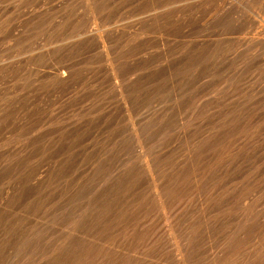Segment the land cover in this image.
Masks as SVG:
<instances>
[{"label": "rangeland", "instance_id": "rangeland-1", "mask_svg": "<svg viewBox=\"0 0 264 264\" xmlns=\"http://www.w3.org/2000/svg\"><path fill=\"white\" fill-rule=\"evenodd\" d=\"M263 244L264 1L0 0V264H264Z\"/></svg>", "mask_w": 264, "mask_h": 264}, {"label": "bare ground", "instance_id": "bare-ground-1", "mask_svg": "<svg viewBox=\"0 0 264 264\" xmlns=\"http://www.w3.org/2000/svg\"><path fill=\"white\" fill-rule=\"evenodd\" d=\"M235 1H236L238 4H240L241 6L251 7V6H254V4H256L258 1H262V2H263L264 0H235ZM87 2H88V1H87ZM93 18H94V17H93ZM95 21H96V20H95ZM95 21H94V22H95ZM102 39H103V38H102ZM103 47H104V46H103ZM78 48H79V47H78ZM97 52H98V51H97ZM90 57H91V56H90ZM108 57H109V56H108ZM109 59H110V57H109ZM112 66H113V65H112ZM114 66H115V65H114ZM111 69H112V68H111ZM111 72H112V71H111ZM68 74H69V73H68ZM68 74H66V73H62V74L60 75V77H59L60 80H62L61 78H64V79L66 78V79H68ZM112 75H115V74L113 73ZM115 76H116V75H115ZM69 77H70V76H69ZM116 77H118V76H116ZM114 79H117V78H114ZM118 79H119V78H118ZM43 82H44V81H43ZM60 83H61V82H60ZM188 84H189V83H188ZM195 84H196V82H195ZM195 86H196V85H195ZM120 87H121V86H120ZM121 88H122V87H121ZM122 89H123V88H122ZM122 91H123V90H122ZM122 91H121V92H122ZM128 93H129V92H128ZM122 95H123V94H122ZM196 95H197V94H196ZM201 95H202V94H201ZM124 96H125V95H124ZM123 98H126V97H123ZM125 100H126V99H125ZM125 103H127V102H125ZM129 103H130V102H129ZM201 103H202V102H201ZM213 104H214V103H213ZM194 106H195V105H194ZM211 106H212V105H211ZM214 107H216V106H214ZM227 107H228V106H227ZM202 108H203V107H202ZM238 112H239V111H238ZM192 113H193V112H192ZM215 115H216V114H215ZM223 115H224V114H223ZM237 117H238V116H237ZM218 122H219V121H218ZM229 122H230V121H229ZM162 123H163V122H162ZM216 124H217V123H216ZM218 124H219V123H218ZM164 125H166V124H164ZM173 125H174V124H173ZM187 127H188V126H187ZM228 127H229V126H228ZM181 128H182V127H181ZM190 129H191V128H190ZM193 129H195V128H193ZM193 129H192V130H193ZM218 129H219V128H218ZM220 129H221V128H220ZM227 130H228V128H227ZM137 131H138V130H137ZM189 131H190V130H189ZM194 131H195V130H194ZM226 132H227V131H226ZM137 133H138V132H137ZM137 133H136V135H137ZM231 133H232V132H231ZM196 134H197V133H196ZM207 134H208V133H207ZM218 135H220V134H218ZM221 135H222V134H221ZM112 136H113V135H112ZM123 136H124V135H123ZM201 136H202V135H201ZM212 136H213V135H212ZM216 136H217V135H216ZM64 137H65V136H64ZM136 137H137V136H136ZM217 137H218V136H217ZM228 137H229V136H228ZM139 138H140V133H139ZM139 138H137V139H139ZM140 140H142V142H141ZM217 140H218V138H217ZM224 140H226V138H225ZM139 141L142 143V146H143V143H144L143 141H144V140H143L142 138H140ZM139 141H138V142H139ZM201 141H202V140H201ZM215 141H216V140H215ZM215 141H214V142H215ZM58 142H59V141H58ZM208 142H209V140H208ZM220 142H222V141H220ZM220 142H219V143H220ZM228 142H229V141H228ZM206 143H207V142H206ZM225 143H227V142H225ZM55 144H57V143H55ZM139 144H140V143H139ZM192 144H193V143H192ZM197 144H198V143H197ZM208 144H209V143H208ZM227 144H228V143H227ZM210 145H211V146H210V148H211V147H212V143H210ZM213 145H214V144H213ZM223 145L225 146V144H222L221 146H223ZM140 146H141V145H140ZM142 146H141V147H142ZM202 146H203V145H202ZM216 146H217V145H216ZM196 147H197V146H196ZM218 147H219V145H218ZM228 147H229V146H228ZM88 148H89V147H88ZM142 148H143V147H142ZM142 148H141V149H142ZM190 148H191V147H190ZM210 148H209V150H210ZM212 148H214V147H212ZM212 148H211V149H212ZM215 148H217V147H215ZM219 148H220V147H219ZM92 149H93V148H92ZM187 149H188V148H187ZM223 149H224V148H223ZM124 150H125V149H124ZM142 150H143V149H142ZM201 150H203V149H201ZM209 150H208V151H209ZM143 151H144V150H143ZM188 151H189V149H188ZM208 151H207V153H208ZM220 151H221V150H220ZM238 151H239V150H238ZM191 152H192V151H191ZM201 152H202V151H200V152H198V153L201 154ZM210 152H211V151H210ZM213 152H214V151H213ZM218 152H219V150H218ZM223 152H224V150H223ZM55 153H56V152H55ZM216 153H217V150H216ZM227 153H228V152H227ZM189 154H190V153H189ZM189 154H188V155H189ZM218 154H219V153H218ZM221 154H222V153H221ZM229 154H230V153H229ZM184 155H185V154H184ZM206 155H207V154H206ZM214 155H216V154H214ZM222 155H223V154H222ZM57 156H58V155H57ZM95 156H96V155H95ZM190 156H191V155H190ZM197 156H198V155H197ZM204 156H205V155H204ZM217 156H218V155H217ZM226 156H227V155H226ZM230 156H231V155H230ZM114 157H115V156H114ZM119 157H120V156H119ZM145 157H146V159H147V156H146V155H145ZM173 157H174V156H173ZM187 157H188V156H187ZM199 157H200V156H199ZM211 157L213 158V156H211ZM214 157H215V156H214ZM219 157H221V156H219ZM222 157H223V156H222ZM100 158H101V157H100ZM149 158H150V157H149ZM197 158H198V157H197ZM206 158H207V156H206L205 159H203V160L206 161ZM224 158H226V157H224ZM230 158H231V157H230ZM104 159H105V158H104ZM118 159H119V158H118ZM146 159H145V160H146ZM186 159H187V158H186ZM200 159H201V158H200ZM207 159H210V157L207 158ZM213 159H214V158H213ZM220 159H221V158H220ZM139 160H140V159H139ZM145 160H143V161H145ZM149 160H150V159H149ZM194 160H196V158H194ZM211 160H212V159H211ZM238 160H239V159H238ZM92 161H93V160H92ZM99 161H100V160H99ZM110 161H111V160H110ZM112 161H113V160H112ZM153 161H154V160H153ZM153 161H152V163H153ZM156 161H157V160H156ZM186 161H188V160H186ZM189 161H190V160H189ZM204 161H203V162H204ZM209 161H210V160H208L207 163H209ZM212 161H214V163H215L216 160H212ZM223 161H224V160H223ZM236 161H237V160H236ZM239 161H240V160H239ZM192 162H193V160H192ZM200 162H202V161L200 160ZM203 162H202V164H203ZM224 162H225V161H224ZM237 162H238V161H237ZM240 162H241V161H240ZM240 162H239V163H240ZM54 163H55V162H54ZM113 163H114V162H113ZM150 163H151V162H150ZM158 163H159V162H158ZM164 163H166V162H164ZM171 163H172V162H171ZM183 163L185 164V161H184ZM188 163H190V162H188ZM194 163H195V161H194ZM196 163H198V162L196 161ZM239 163H238V165H239ZM141 164H142V163H141ZM169 164H170V163H169ZM184 164H183V165H184ZM205 164H206V163H205ZM225 164H226V163H225ZM228 164H230V163L228 162ZM228 164H227V165H228ZM240 164H241V163H240ZM144 165H145V164H144ZM146 165H147V167H146V168H147V171H148V173H149V174H148V175H149V178H151V182H152V184H153L152 186H153V188H154V191H155V194H156V198L159 200V202H160L159 205H161V206H162L161 208H163L162 210H164V207H165V204H166L165 202H167V200H166L167 197H166L163 193H165V194H167V193H166L165 190H164L165 192H163V188H162V187H167V188H168L169 186H162V187H161V186H159L160 184L157 185L158 182H157V184H156L155 179H154L155 177L153 176L152 166L149 165V161L146 162ZM187 165H188V164H187ZM208 165H209V164H208ZM211 165L213 166V164H211ZM227 165H225V166H227ZM238 165L236 164V166H238ZM60 166H61V165H60ZM124 166H125V165H124ZM153 166H154V165H153ZM160 166L163 167V165H160ZM167 166H168V165H167ZM176 166H177V165H176ZM192 166H193V164H192ZM194 166H195V165H194ZM194 166H193V167H194ZM198 166H199V165H198ZM203 166L205 167V165H203ZM212 166H211V167H212ZM217 166H218V165H217ZM228 166H229V165H228ZM240 166H241V165H240ZM100 167H101V166H100ZM126 167L128 168V166H126ZM129 167H130V165H129ZM188 167H189V166H188ZM188 167H187V168H188ZM206 167H208V166H206ZM166 168H167V167H166ZM195 168H196V167H195ZM197 168H198V167H197ZM202 168H203V167H202ZM214 168H216V167H214ZM221 168H222V167H221ZM221 168H219V170H221ZM229 168H230V167H229ZM239 168H240V167H238V169H239ZM125 169H126V168H125ZM156 169H157V168H156ZM174 169H175V167H174ZM180 169H181V168H180ZM184 169H186V168H184ZM189 169H191V163H190V168H189ZM209 169H210V167H209ZM227 169H228V167H227ZM144 170H145V169H144ZM170 170H172V169H170ZM187 170H188V169H187ZM239 170H240V169H239ZM242 170H243V169H242ZM154 171H155V170H154ZM178 171H179V170H178ZM182 171L184 172L183 168H182ZM188 171H189V170H188ZM190 171H191V170H190ZM202 171H203V170H202ZM222 171H223V170H222ZM225 171H226V170H225ZM236 171H237V170H236ZM165 172H166V171H165ZM175 172H176V170H175ZM183 172H181V173H183ZM186 172H187V171H186ZM200 172H201V170H200ZM208 172H209V171H208ZM219 172H220V171H219ZM226 172H228V171H226ZM237 172H238V171H237ZM240 172H241V171H240ZM132 173H134V172H132ZM137 173H138V172H137ZM166 173H167V172H166ZM172 173H173V172H172ZM184 173H185V172H184ZM192 173H193V170H192ZM197 173H198V170H197ZM203 173H205V172H203ZM209 173H210V172H209ZM212 173H213V172H212ZM215 173H216V172H215ZM224 173H225V172H224ZM128 174H129V172H128ZM155 174H156V173H155ZM168 174H169V173H168ZM175 174H176V173H175ZM189 174H190V173H189ZM189 174H188V175H189ZM225 174H226V173H225ZM59 175H60V174H59ZM73 175H74V174H73ZM114 175H115V174H114ZM165 175H166V174H165ZM172 175H173V174H172ZM177 175H178V174H177ZM179 175H180V174H179ZM181 175H182V174H181ZM185 175H186V174H185ZM201 175L203 176V174H201ZM210 175H211V174H210ZM227 175H228V173H227ZM242 175H243V174H242ZM79 176H80V175H79ZM159 176H160V175H159ZM192 176H193V175H192ZM198 176H200V175H198ZM207 176H208V175H207ZM219 176H220V175H219ZM228 176H229V175H228ZM228 176H227V177H228ZM238 176H239V175H238ZM75 177H76V176H75ZM144 177H145V176H144ZM166 177H168V176H166ZM169 177H170V176H169ZM177 177H178V176H177ZM177 177H176V178H177ZM183 177H184V176H183ZM195 177H197V176H195ZM200 177H201V176H200ZM211 177H212V176H211ZM184 178H185V177H184ZM197 178H198V177H197ZM208 178H209V177H208ZM208 178H207V179H208ZM230 178H231V177H230ZM240 178H242V176H241ZM168 179H169V180H173V178H172V179L168 178ZM168 179H167V180H168ZM191 179H193V178H191ZM198 179L200 180V178H198ZM201 179H202V178H201ZM214 179H215V178H214ZM220 179H221V177H220ZM222 179H224V178H222ZM99 180H100V179H99ZM169 180H168V182H169ZM174 180H175V177H174ZM174 180H173V181H174ZM176 180H177V179H176ZM180 180H182V179H180ZM184 180H185V179H184ZM199 180H198V183H199ZM224 180H225V179H224ZM148 181H150V180L148 179ZM163 181H164V180H163ZM189 181H190V180H189ZM191 181H192V180H191ZM195 181H196V179H195ZM207 181H209V179H208ZM123 182H124V181H123ZM125 182H126V181H125ZM125 182H124V183H125ZM127 182H128V181H127ZM146 182H147V181H146ZM146 182H145V183H146ZM159 182H160V181H159ZM174 182H175V181H174ZM193 182H194V180H193ZM209 182H210V181H209ZM209 182H208V183H209ZM240 182H241V181H240ZM86 183H87V182H86ZM93 183H94V182H93ZM134 183H135V182H134ZM172 183H173V182H172ZM172 183H171V184H172ZM183 183H184V182H183ZM188 183H189V182H188ZM194 183H196V182H194ZM81 184H82V183H81ZM179 184H180V182H179ZM179 184H178V182H177L175 185H174V184L172 185L173 192L176 193L175 195L179 194V196L177 195L178 197H180V194H181V191H179L180 188H181V186H180V188H179ZM192 184H193V183H192ZM196 184H197V183H196ZM196 184H195V185H196ZM209 184H210V183H209ZM209 184H208V185H209ZM216 184H217V183H216ZM101 185H102V184H101ZM162 185H164V184H162ZM181 185H182V184H181ZM183 185H185V184H183ZM193 185H194V184H193ZM201 186H202V185H201ZM98 187H99V186H98ZM187 187H188V185H187ZM194 187H196V186H194ZM210 187H211V186H210ZM212 187H213V186H212ZM212 187H211V188H212ZM78 188H79V187H78ZM191 188H192V187H191ZM114 189H115V188H114ZM130 189H131V188H130ZM138 189H139V188H138ZM151 189H152V188H151ZM185 189H186V188H185ZM189 189H190V188H189ZM192 189H193V188H192ZM202 189H203V188H202ZM231 189H232V188H231ZM86 190H87V189H86ZM108 190H109V189H108ZM110 190H111V189H110ZM183 190H184V188H183ZM206 190H207V189H206ZM115 191H116V190H115ZM126 191H127V190H126ZM170 191H171V190H170ZM194 191H195V190H194ZM212 191H213V189H212ZM231 191H232V190H231ZM127 192H128V191H127ZM152 192H153V191H152ZM173 192H172V193H173ZM177 192H178V193H177ZM179 192H180V193H179ZM185 192H186V191H185ZM197 192H198V191H197ZM206 192H209V190L206 191ZM244 192H245V191H244ZM69 193H70V192H69ZM71 193H72V192H71ZM116 193H117V192H116ZM116 193H115V194H116ZM170 193H171V192H170ZM170 193H169V194H170ZM187 193H188V192H187ZM195 193H196V192H195ZM209 193H210V192H209ZM128 194H129V193H128ZM188 194H190V192H189ZM188 194H187V195H188ZM204 194H205V193H204ZM246 194H247V193H246ZM95 195H96V194H95ZM123 195H124V194H123ZM134 195H135V194H134ZM153 195H154V194H153ZM173 195H174V194H173ZM68 196H69V195H68ZM117 196H118V195H117ZM127 196H128V195H127ZM168 196H169V195H168ZM170 196H172V195H170ZM198 196H199V195H198ZM212 196H214V194H213ZM238 196H239V194H238ZM240 196H241V195H240ZM141 197H142V196H141ZM141 197H140V198H141ZM226 197H227V196H226ZM90 198H91V197H90ZM109 198H110V197H109ZM146 198H147V197H146ZM168 198H169V197H168ZM171 198H172V197H171ZM173 198H174V197H173ZM208 198H209V197H208ZM210 198H211V197H210ZM212 198H213V197H212ZM217 198H218V197H217ZM237 198H238V197H237ZM143 199L145 200V197H144ZM152 199H153V197H152ZM174 199H175V198H174ZM176 199H177V198H176ZM181 199H182V197H181ZM181 199H180V200H181ZM197 199H198V198H197ZM189 200H190V198H189ZM117 201H118V200H117ZM142 201H143V200H142ZM171 201H172V200H171ZM174 201H175V200H174ZM178 201H179V200H178ZM181 201H182V200H181ZM199 201H200V200H199ZM213 201H214V200H213ZM112 202H113V201H112ZM121 202H122V201H121ZM152 202H154V201L152 200ZM206 202H207V201H206ZM117 203H118V202H117ZM170 203L172 204V202H170ZM176 203H177V202H176ZM179 203H180V202H179ZM195 203H196V202H195ZM89 204H90V203H89ZM173 204H174V203H173ZM173 204H172V205H173ZM213 204H214V203H213ZM86 205H87V204H86ZM101 205H102V204H101ZM147 205H148V204H147ZM153 205H154V204H153ZM155 205H156V203H155ZM155 205H154V207H155ZM209 205H210V204H209ZM209 205H208V206H209ZM211 205H212V204H211ZM149 206H150V205H149ZM168 206H169V205H168ZM176 206H177V205H176ZM201 206H202V205H201ZM213 206H214V205H213ZM223 206H224V205H223ZM244 206H245V205H244ZM87 207H88V206H87ZM135 207H136V206H135ZM237 207H238V206H237ZM80 208H81V207H80ZM145 208H146V207H145ZM165 208H166V207H165ZM168 208H169V207H168ZM199 208H200V207H199ZM202 208H203V207H202ZM246 208H247V207H246ZM82 209H83V208H82ZM93 209H94V208H93ZM106 209H107V208H106ZM84 210H85V208H84ZM157 210H158V209H157ZM169 210H170V209H169ZM172 210H173V209H172ZM203 210H204V209H203ZM158 211H159V210H158ZM164 211H165V210H164ZM187 211H188V210H187ZM204 211H205V210H204ZM240 211H241V210H240ZM65 212H66V211H65ZM153 212H154V211H153ZM165 212H166V211H165ZM165 212H164V213H165ZM173 212H174V211H173ZM191 212H192V211H191ZM131 213H133V212H131ZM154 213H155V212H154ZM164 213H163V214H164ZM169 213H170V212H169ZM169 213H168V214H169ZM174 213H175V212H174ZM174 213H173V214H174ZM90 214H91V213H90ZM101 214H102V213H101ZM145 214H146V212H145ZM168 214H166V217H167ZM170 214H171V213H170ZM185 214H186V213H185ZM97 216H98V214H97ZM112 216H113V215H112ZM139 216H140V215H139ZM160 216H161V215H160ZM170 216H171V215H170ZM205 216H206V215H205ZM72 217H73V216H72ZM136 217H137V216H136ZM149 217H150V216H149ZM155 217H156V216H155ZM171 217H172V216H171ZM182 217H183V216H182ZM203 217H204V216H203ZM127 218H128V216H127ZM159 218H160V217H159ZM167 218H168V217H167ZM191 218H192V217H191ZM204 218H205V217H204ZM239 218H240V217H239ZM239 218H238V219H239ZM90 219H91V218H90ZM151 219H152V218H151ZM168 219H169V218H168ZM238 219H237V220H238ZM69 220H70V219H69ZM80 220H81V219H80ZM147 220H148V219H147ZM182 220H183V219H182ZM257 220H258V219H257ZM134 221H135V220H134ZM155 221H156V220H155ZM202 221H203V220H202ZM255 221H256V220H255ZM80 223H81V222H80ZM91 223H92V222H91ZM91 223H90V224H91ZM107 223H108V222H107ZM238 223H239V222H238ZM240 223H241V222H240ZM242 223H243V221H242ZM93 224H94V223H93ZM93 224H92V225H93ZM115 224H117V223H115ZM169 224H170V223H169ZM236 224H237V223H236ZM88 225H89V224H88ZM119 225H120V224H119ZM162 225H163V224H162ZM178 225H179V224H178ZM180 225H182V224H180ZM186 225H187V223H186ZM85 226H86V225H85ZM142 226H143V225H142ZM245 226H247V225H245ZM78 227H79V226H78ZM80 227H81V226H80ZM209 227H210V226H209ZM72 228H73V227H72ZM81 228H82V227H81ZM136 228H137V227H136ZM132 229H133V228H132ZM141 229H142V228H141ZM174 229H175V228H174ZM234 229H235V228H234ZM78 230H79V229H78ZM82 230H83V229H82ZM137 230H138V229H137ZM171 230H172V228H170V232H171ZM236 230H237V229H236ZM247 230H248V229H247ZM262 230H263V229H262ZM70 231H71V230H70ZM105 231H106V230H105ZM238 231H239V230H238ZM240 231H241V230H240ZM82 232H83V231H82ZM173 232H174V231H173ZM193 232H194V231H193ZM241 232H242V231H241ZM131 233H132V232H131ZM174 233H175V232H174ZM234 233H235V232H234ZM236 233H237V232H236ZM74 234H75V233H74ZM195 234H196V233H195ZM237 234H238V233H237ZM80 235H81V234H80ZM125 235H126V234H125ZM258 235H259V237H260V233L257 234V236H258ZM107 236H108V235H107ZM107 236H106V237H107ZM153 236H154V235H153ZM262 236H263V234H262ZM116 237H117V236H116ZM175 237H176V235H175ZM175 237L172 238V236H171L172 239L176 240ZM75 238H76V237H75ZM79 238H80V237H79ZM98 238H99V236H98ZM98 238H97V239H98ZM152 238H153V237H152ZM161 238H162V237H161ZM237 239H238V238H237ZM259 239H260V238H259ZM165 240H166V239H165ZM165 240H164V241H165ZM174 240H173V241H174ZM240 240H241V239H240ZM131 241H133V240H131ZM140 241H141V240H140ZM167 242H168V241H167ZM175 242H176V241H175ZM152 243H153V242H152ZM179 243H180V242H179ZM111 244H112V243H111ZM137 244H138V243H137ZM168 244H169V243H168ZM171 244H172V243H171ZM91 245H92V244H91ZM112 245H113V244H112ZM160 245H161V244H160ZM263 245H264V244H263ZM175 246H176V244H175ZM244 246H245V245H244ZM246 246H247V245H246ZM123 247H124V246H123ZM172 247H173V246H172ZM176 247H177V246H176ZM237 247H238V246H237ZM163 248H165V247H163ZM239 248H240V247H239ZM260 248H261V247H260ZM262 248H263V247H262ZM118 249H119V248H118ZM168 249H169V248H168ZM93 250H94V249H93ZM251 250H252V249H251ZM235 251H236V250H235ZM249 251H250V250H249ZM254 251H255V250H254ZM91 252H92V251H91ZM241 252H242V251H241ZM258 252H260V251H258ZM261 252L263 253L262 250H261ZM261 252H260V253H261ZM176 253H177V252H176ZM179 253H180V252H179ZM179 253H178V254H179ZM219 253H220V252H219ZM249 253H251V252H249ZM254 253H255V252H254ZM183 254H184V252H183ZM256 254H257V251H256ZM217 255H218V254H217ZM96 256H97V255H96ZM140 256H141V255H140ZM180 256H181V255H180ZM231 256H232V255H231ZM234 256H235V255H234ZM252 256H253V255H252ZM187 257H188V256H187ZM249 257H251V255H250ZM254 257H255V254H254ZM258 257H259V256H258ZM260 257H261V256H260ZM210 258H211V257H210ZM90 259H91V258H90ZM181 259H182V258H181ZM185 259H186V258H185ZM209 260H210V259H209ZM233 260H234V259H233ZM233 260H231V261H233ZM234 261H235V260H234ZM234 261H233V262H234ZM183 262H184V261H183ZM183 262H182V263H183ZM239 263H240V262H239ZM98 264H99V263H98ZM188 264H189V263H188ZM245 264H247V263H245Z\"/></svg>", "mask_w": 264, "mask_h": 264}]
</instances>
